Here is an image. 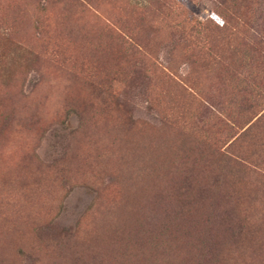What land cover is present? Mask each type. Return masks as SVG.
Returning <instances> with one entry per match:
<instances>
[{
  "label": "rangeland",
  "instance_id": "1",
  "mask_svg": "<svg viewBox=\"0 0 264 264\" xmlns=\"http://www.w3.org/2000/svg\"><path fill=\"white\" fill-rule=\"evenodd\" d=\"M59 1L0 0V264H123L124 200L161 191L176 154L192 149L187 167L196 166L207 143L233 141L231 152L264 160V134L235 141L242 129L224 134L232 120L222 98L191 101L163 80L162 68L180 82L188 64L171 63L179 35L157 45L152 23L165 14L153 4L139 12L149 0ZM164 1L199 19L217 3ZM251 32L264 51V0L252 11ZM211 165L227 173L246 214L261 219L239 260L264 264V178ZM182 200L196 202L185 218L196 219L197 207L206 212L198 193ZM175 202L164 201L173 215ZM238 205L233 211L243 215Z\"/></svg>",
  "mask_w": 264,
  "mask_h": 264
},
{
  "label": "trees",
  "instance_id": "2",
  "mask_svg": "<svg viewBox=\"0 0 264 264\" xmlns=\"http://www.w3.org/2000/svg\"><path fill=\"white\" fill-rule=\"evenodd\" d=\"M152 4L155 5L152 11L165 14L152 23L159 34L157 45L179 35L183 39L173 46L171 63L177 58L188 64L180 82L162 68L163 80L170 79L191 101L197 100L195 95L222 98L224 114L232 120L230 125L224 121V134L231 133L232 126L242 129L235 141L252 133L264 134L263 42L259 35L251 32L252 11L257 0H217L211 15L204 19L195 17L183 5L173 9L164 0H149L138 11H150ZM169 11L173 15L169 16ZM167 17L178 23L168 24ZM146 45L148 43H145L147 48ZM203 84L204 92L200 91ZM211 91L215 94H209ZM70 110L81 120L75 107ZM200 129L202 125L198 130L191 128L197 132ZM233 144L232 141L228 145L225 142L202 145L207 155L190 168L187 163L192 149L181 157L179 150L168 171L169 181L161 191L157 189L154 195L140 198L132 193L123 201V264H250V260L239 258L246 254L245 246L250 237L257 236L261 219L258 215L252 218L246 214V208L241 207L231 189L227 173L211 163L222 162L225 167L250 173L251 178L256 176L263 183L264 174L260 171L264 170V160L253 163L250 157L240 153L242 149L239 153L231 152ZM196 167L199 169L195 170ZM158 171L157 179L161 180L165 172H161L162 168ZM141 188L145 189L146 185ZM188 192L198 193L207 204L205 213L197 207L198 217L192 220L184 217L196 204L182 200ZM167 198L176 199L174 215L164 203ZM220 200L225 203H217ZM237 205L244 216L233 211ZM260 205L264 213V205ZM156 207H160L162 216L156 214ZM168 217H174V222L166 226L162 220ZM263 243L264 240L261 245Z\"/></svg>",
  "mask_w": 264,
  "mask_h": 264
}]
</instances>
